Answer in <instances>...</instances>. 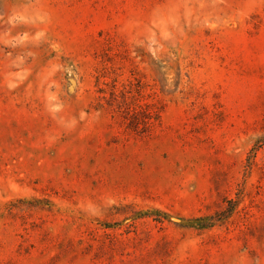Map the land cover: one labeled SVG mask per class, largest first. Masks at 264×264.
<instances>
[{"label": "rangeland", "instance_id": "rangeland-1", "mask_svg": "<svg viewBox=\"0 0 264 264\" xmlns=\"http://www.w3.org/2000/svg\"><path fill=\"white\" fill-rule=\"evenodd\" d=\"M0 264H264V0H0Z\"/></svg>", "mask_w": 264, "mask_h": 264}]
</instances>
